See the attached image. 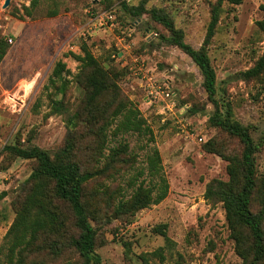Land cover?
I'll list each match as a JSON object with an SVG mask.
<instances>
[{"label":"rangeland","instance_id":"obj_1","mask_svg":"<svg viewBox=\"0 0 264 264\" xmlns=\"http://www.w3.org/2000/svg\"><path fill=\"white\" fill-rule=\"evenodd\" d=\"M6 1L0 0V38L9 45L0 62V151L15 144L19 135L24 143L30 138L32 144L49 152L62 145L65 119L47 117V94L53 91L48 92L47 87L58 63L65 64L67 98L75 108L83 95V89L74 83L81 64L70 53L81 55L83 44H87L101 62L111 60L127 70L121 86L151 129L148 134L111 137L106 156L111 148L126 142L137 163L107 184L120 186L128 200L134 192L129 184L143 171L137 185L153 187L159 178L149 175L147 158L155 148L161 154L163 173L170 184L167 198L128 220L118 219L116 213L111 223L100 219L97 253L101 264H144V255L149 264H242L222 205L210 204L205 198L212 180L228 181L229 176L227 162L203 149L217 135L207 124L214 106L208 100L203 76L179 48L163 44L161 35L167 31L149 16L139 20L127 15L121 4L136 7L144 0H57V17L48 16L55 0H40L32 17L26 15L25 7L33 0H11L4 8ZM216 1L146 0V6L170 14L176 27L185 32L186 42L199 49ZM263 19L264 0L226 4L210 47L218 98L224 104L230 102L237 119L253 127L257 142L264 141V84L243 81L241 73L251 69L263 54L264 34L257 26ZM184 100L188 101L185 105ZM195 105L205 110L191 113ZM257 163L264 175V147ZM33 167V162L13 160L6 153L0 157V248L16 216L13 202ZM161 225H167L171 243L155 233ZM0 264H8L5 256Z\"/></svg>","mask_w":264,"mask_h":264},{"label":"trees","instance_id":"obj_2","mask_svg":"<svg viewBox=\"0 0 264 264\" xmlns=\"http://www.w3.org/2000/svg\"><path fill=\"white\" fill-rule=\"evenodd\" d=\"M39 1L33 0L30 7H25L28 17L34 15ZM243 3L244 0H217L212 4L206 38L196 49L186 42L185 32L176 27L165 10L148 9L146 0L136 7L121 1L127 15L139 20L149 16L167 31L168 34L161 35L163 44L179 48L199 68L208 100L214 106L207 124L217 132L203 149L227 162L229 176L228 181L212 180L207 185L205 198L210 204L222 205L242 264H264V175L260 174L257 163L264 141L257 142L253 127L237 119L230 102L224 104L218 98V77L210 56L225 5ZM53 5L49 17L59 15L60 2L55 0ZM257 26L264 34V19ZM8 50V43L0 38V62ZM70 56L81 64L74 76V83L83 89L78 104L72 108L68 102L65 64L58 63L47 87L48 92L53 90L47 94V117L65 119L67 132L62 145L49 152L32 144L30 138L24 143L19 135L15 144L0 151V157L6 153L13 160L34 163L32 174L13 202L16 216L0 248V258L5 256L8 264H101L102 258L97 253L100 219L111 223L116 213L118 219L128 220L139 211L163 202L169 194L170 184L156 148L148 155L146 167L151 177L159 178L153 187L137 185L145 174L143 171L129 184L134 192L128 200L124 199L120 186L112 188L107 184L123 169H134L137 163L126 142L111 148L106 156L111 137L148 134L151 129L121 86L127 70L118 68L111 60L101 62L87 44H83L81 55L70 53ZM241 79L264 84V51L251 69L241 73ZM187 102L184 100L182 104ZM202 110L205 108L195 105L190 112ZM154 231L171 243L167 225L158 226ZM141 259L149 264L146 255Z\"/></svg>","mask_w":264,"mask_h":264},{"label":"built area","instance_id":"obj_3","mask_svg":"<svg viewBox=\"0 0 264 264\" xmlns=\"http://www.w3.org/2000/svg\"><path fill=\"white\" fill-rule=\"evenodd\" d=\"M113 20H114V17L110 16V17H109V21H113ZM171 95H172V94L168 93V94H167V97L170 98ZM173 103H175V105H176V102H173Z\"/></svg>","mask_w":264,"mask_h":264},{"label":"water","instance_id":"obj_4","mask_svg":"<svg viewBox=\"0 0 264 264\" xmlns=\"http://www.w3.org/2000/svg\"><path fill=\"white\" fill-rule=\"evenodd\" d=\"M11 0H7L5 3L4 8H8L10 6Z\"/></svg>","mask_w":264,"mask_h":264}]
</instances>
